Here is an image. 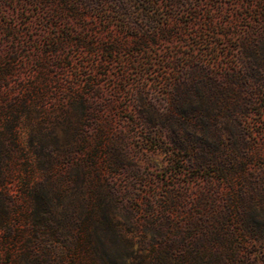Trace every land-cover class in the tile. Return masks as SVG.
<instances>
[{"label":"rangeland","instance_id":"obj_1","mask_svg":"<svg viewBox=\"0 0 264 264\" xmlns=\"http://www.w3.org/2000/svg\"><path fill=\"white\" fill-rule=\"evenodd\" d=\"M0 264H264V0H0Z\"/></svg>","mask_w":264,"mask_h":264}]
</instances>
